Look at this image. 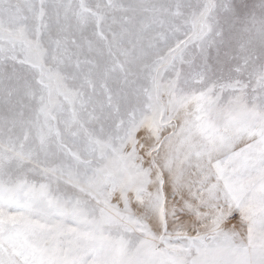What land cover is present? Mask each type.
I'll return each instance as SVG.
<instances>
[{"label": "snow or ice", "instance_id": "1", "mask_svg": "<svg viewBox=\"0 0 264 264\" xmlns=\"http://www.w3.org/2000/svg\"><path fill=\"white\" fill-rule=\"evenodd\" d=\"M0 264H264V0H0Z\"/></svg>", "mask_w": 264, "mask_h": 264}]
</instances>
